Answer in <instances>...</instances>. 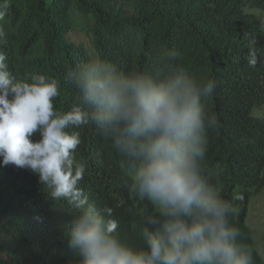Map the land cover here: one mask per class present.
<instances>
[{
    "label": "trees",
    "instance_id": "1",
    "mask_svg": "<svg viewBox=\"0 0 264 264\" xmlns=\"http://www.w3.org/2000/svg\"><path fill=\"white\" fill-rule=\"evenodd\" d=\"M72 8L93 19L99 60L118 73L163 79L184 71L201 85L215 81L213 95L201 96L218 126L207 130L200 175L229 204L225 219L238 230L237 245L251 264H264L246 222L251 199L264 194V115L253 113L264 107V0H0V52L8 71L17 79H55L54 109L78 105L91 117L95 109L69 75L89 64L83 44L67 38ZM252 48L254 67L247 59ZM69 131L79 133L74 157L85 166L78 186L102 215L112 209L121 242L146 248L144 230H157L164 218L147 195L131 190L139 156L117 145V129L91 118ZM49 191L30 169L0 166V264H80L69 247L77 212Z\"/></svg>",
    "mask_w": 264,
    "mask_h": 264
},
{
    "label": "clouds",
    "instance_id": "2",
    "mask_svg": "<svg viewBox=\"0 0 264 264\" xmlns=\"http://www.w3.org/2000/svg\"><path fill=\"white\" fill-rule=\"evenodd\" d=\"M6 59L0 52V166L30 169L53 200L76 210L69 247L80 264H251L236 243L238 230L225 219L229 204L200 175L207 130L218 126L201 102L202 95H213L214 80L201 85L184 71L163 79L124 76L102 61L87 64L69 75L95 109L90 117L78 105L54 109L57 81L42 74L17 79ZM247 59L254 67V48ZM90 118L117 129V145L140 158L131 190L147 195L164 218L157 230H144L146 248L121 242L112 209L105 207L102 215L78 186L85 166L74 157L79 133L69 129ZM36 133L40 138L31 139Z\"/></svg>",
    "mask_w": 264,
    "mask_h": 264
},
{
    "label": "rangeland",
    "instance_id": "3",
    "mask_svg": "<svg viewBox=\"0 0 264 264\" xmlns=\"http://www.w3.org/2000/svg\"><path fill=\"white\" fill-rule=\"evenodd\" d=\"M262 21L263 28L260 32V36L264 38V13L259 17ZM70 20L72 24V30L67 34V38L75 43L83 44L84 49L89 57V64L99 62L98 51L93 43V34L91 27L93 25V19L79 13L75 8L70 10ZM92 22V24H91ZM263 109V110H262ZM254 108L253 113L256 116L264 115V107ZM247 224L251 228L254 236V243L257 246L259 252L264 260V194L263 192L255 195L251 199L249 206L248 216L246 219Z\"/></svg>",
    "mask_w": 264,
    "mask_h": 264
}]
</instances>
